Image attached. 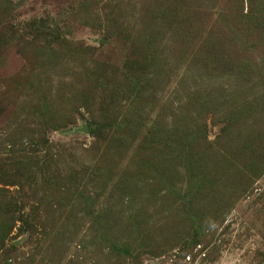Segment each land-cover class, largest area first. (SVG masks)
<instances>
[{
  "label": "rangeland",
  "instance_id": "374dc122",
  "mask_svg": "<svg viewBox=\"0 0 264 264\" xmlns=\"http://www.w3.org/2000/svg\"><path fill=\"white\" fill-rule=\"evenodd\" d=\"M0 264H264V0H0Z\"/></svg>",
  "mask_w": 264,
  "mask_h": 264
}]
</instances>
